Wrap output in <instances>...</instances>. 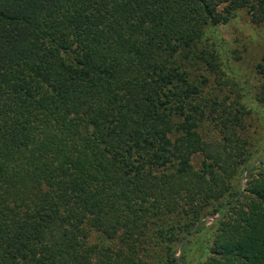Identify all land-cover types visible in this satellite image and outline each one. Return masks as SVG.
Listing matches in <instances>:
<instances>
[{"label": "trees", "instance_id": "trees-1", "mask_svg": "<svg viewBox=\"0 0 264 264\" xmlns=\"http://www.w3.org/2000/svg\"><path fill=\"white\" fill-rule=\"evenodd\" d=\"M241 10L0 0V264H264V150L200 72Z\"/></svg>", "mask_w": 264, "mask_h": 264}, {"label": "rangeland", "instance_id": "rangeland-1", "mask_svg": "<svg viewBox=\"0 0 264 264\" xmlns=\"http://www.w3.org/2000/svg\"><path fill=\"white\" fill-rule=\"evenodd\" d=\"M207 36L219 48L222 58L220 68L223 72L200 71L207 76L204 83L205 93L212 98L217 96L218 99L229 95V99L225 100L227 103L236 100L238 94L244 95V99L239 101L245 100L244 104L249 108L246 116L249 141L260 146L262 152L264 106L255 97L264 86V23H251L248 14L241 10L228 24L207 31ZM203 129L208 135L212 134V129L205 126ZM179 246L176 254L179 253Z\"/></svg>", "mask_w": 264, "mask_h": 264}]
</instances>
